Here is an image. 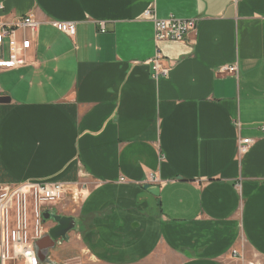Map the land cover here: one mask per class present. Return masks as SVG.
I'll use <instances>...</instances> for the list:
<instances>
[{
    "label": "crops",
    "instance_id": "1",
    "mask_svg": "<svg viewBox=\"0 0 264 264\" xmlns=\"http://www.w3.org/2000/svg\"><path fill=\"white\" fill-rule=\"evenodd\" d=\"M0 6V25L39 23L29 64L0 69V184L81 196L64 213L80 232L45 264H264V0ZM170 17L197 19L196 33L156 42L154 20ZM158 51L170 71L155 80Z\"/></svg>",
    "mask_w": 264,
    "mask_h": 264
},
{
    "label": "built area",
    "instance_id": "2",
    "mask_svg": "<svg viewBox=\"0 0 264 264\" xmlns=\"http://www.w3.org/2000/svg\"><path fill=\"white\" fill-rule=\"evenodd\" d=\"M0 10H3L1 6ZM145 16H150V12ZM38 25L33 14H28L13 24L0 25V48H4L7 42L8 50V58H0V69L12 70L29 64L26 54L34 46ZM54 25L63 34L71 38L76 36L75 23L55 22ZM196 31L197 19L170 17L154 20V40L158 43L182 42ZM164 62V55L158 51L152 60L155 80L166 76L170 71L169 66L163 65ZM222 72L235 73L236 67L224 68ZM251 147L252 140H240L239 154H247ZM149 182L161 183L155 174L149 176ZM69 193L72 201L76 202L80 193L64 183H29L0 188L1 264H32L33 258L36 264H45L35 250V243L51 229L43 221V213L54 211L64 214L59 208L67 205L65 201ZM232 255L236 256L237 251H232Z\"/></svg>",
    "mask_w": 264,
    "mask_h": 264
},
{
    "label": "water",
    "instance_id": "3",
    "mask_svg": "<svg viewBox=\"0 0 264 264\" xmlns=\"http://www.w3.org/2000/svg\"><path fill=\"white\" fill-rule=\"evenodd\" d=\"M1 101L9 102L10 100L3 98ZM144 189L156 197L159 196V186L146 185ZM159 202L160 201H158V204ZM43 221L45 223L52 222L55 226L35 243V250L41 262L49 263V252L55 249L56 245L68 243L72 233L80 232L79 220L75 216L57 214L52 211L43 213Z\"/></svg>",
    "mask_w": 264,
    "mask_h": 264
},
{
    "label": "rangeland",
    "instance_id": "4",
    "mask_svg": "<svg viewBox=\"0 0 264 264\" xmlns=\"http://www.w3.org/2000/svg\"><path fill=\"white\" fill-rule=\"evenodd\" d=\"M29 183H34V182H31V181H26V182H22V183H19V184H16V185H2V184H0V188H4V187H14V186H21V185H25V184H29ZM80 202H81V196H79V198H78V200L76 201V202H74V201H72V199L70 198V200L68 201H65V205H66V203H67V205L66 206H60V210L62 211V212H64V213H72V211H75L78 207H79V205H80ZM51 223V222H50ZM49 222H47V224H50ZM53 226V224H51L49 227H52ZM61 244H59V245H56V247L55 248H59V246H60ZM11 264V263H10Z\"/></svg>",
    "mask_w": 264,
    "mask_h": 264
},
{
    "label": "clouds",
    "instance_id": "5",
    "mask_svg": "<svg viewBox=\"0 0 264 264\" xmlns=\"http://www.w3.org/2000/svg\"><path fill=\"white\" fill-rule=\"evenodd\" d=\"M32 264H36L35 258L32 259Z\"/></svg>",
    "mask_w": 264,
    "mask_h": 264
}]
</instances>
